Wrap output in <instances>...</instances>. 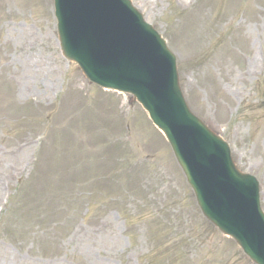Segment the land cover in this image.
I'll return each instance as SVG.
<instances>
[{"label":"rangeland","instance_id":"obj_1","mask_svg":"<svg viewBox=\"0 0 264 264\" xmlns=\"http://www.w3.org/2000/svg\"><path fill=\"white\" fill-rule=\"evenodd\" d=\"M131 1L264 210V0ZM255 41L243 76L230 52ZM0 264H253L202 217L141 106L62 56L52 0H0Z\"/></svg>","mask_w":264,"mask_h":264},{"label":"water","instance_id":"obj_2","mask_svg":"<svg viewBox=\"0 0 264 264\" xmlns=\"http://www.w3.org/2000/svg\"><path fill=\"white\" fill-rule=\"evenodd\" d=\"M54 8L64 56L75 60L95 82L130 91L144 102L167 135L204 215L233 237L256 264H264V215L257 182L236 170L226 144L190 114L173 57L162 42L150 45L147 25L130 0H54ZM148 32L154 43L153 33ZM155 52L157 57L162 54L158 60L163 62L162 74L158 79L149 77L142 89L133 88L138 80L141 84L145 80L140 71L153 75L148 64ZM99 59L107 73L118 70L120 78L108 82L97 78L106 79L105 72L94 77L92 68Z\"/></svg>","mask_w":264,"mask_h":264},{"label":"bare ground","instance_id":"obj_3","mask_svg":"<svg viewBox=\"0 0 264 264\" xmlns=\"http://www.w3.org/2000/svg\"><path fill=\"white\" fill-rule=\"evenodd\" d=\"M249 32V34L253 35V39H255V34L253 33L254 30L253 32ZM255 45L256 41L252 42V44H250L249 46L245 45L243 49L240 48L242 51H236L235 49H232V52H230L231 55L235 57L234 61H239L240 65L244 67L241 71L243 76L255 74L258 71L260 65L262 64V60L259 57L257 50H255L254 48ZM232 60L233 58L227 57L225 61L228 65H231L234 63V61Z\"/></svg>","mask_w":264,"mask_h":264}]
</instances>
